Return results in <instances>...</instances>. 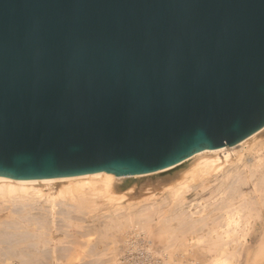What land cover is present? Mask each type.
Segmentation results:
<instances>
[{
    "label": "water",
    "instance_id": "95a60500",
    "mask_svg": "<svg viewBox=\"0 0 264 264\" xmlns=\"http://www.w3.org/2000/svg\"><path fill=\"white\" fill-rule=\"evenodd\" d=\"M264 126V0H0V175L140 174Z\"/></svg>",
    "mask_w": 264,
    "mask_h": 264
},
{
    "label": "bare ground",
    "instance_id": "6f19581e",
    "mask_svg": "<svg viewBox=\"0 0 264 264\" xmlns=\"http://www.w3.org/2000/svg\"><path fill=\"white\" fill-rule=\"evenodd\" d=\"M0 264H264V126L146 173L0 175Z\"/></svg>",
    "mask_w": 264,
    "mask_h": 264
},
{
    "label": "rangeland",
    "instance_id": "374dc122",
    "mask_svg": "<svg viewBox=\"0 0 264 264\" xmlns=\"http://www.w3.org/2000/svg\"><path fill=\"white\" fill-rule=\"evenodd\" d=\"M166 173H167V172L161 173V175H164V174H166ZM86 219H88V217H86ZM87 221H88V223L90 222V224H91V221H89V220H87ZM87 221L84 222V225L87 223ZM97 221H98V222H97ZM97 221L95 222V224H93V225H94L93 230H94V229L97 230V228L100 227V225H101V226L104 225V223H103L104 221H103V218H102V217H100L99 220H97ZM98 223H99L100 225H99ZM102 223H103V225H102ZM97 224H98V225H97ZM86 225H87V224H86ZM96 225H97L98 227H97ZM101 228H102V227H101ZM260 230H261V229L259 228L258 231H260ZM106 232H109V231H106ZM103 233H104V232H103ZM94 234H95V232H94ZM106 234H107L106 236H109L108 233H106ZM96 235H97V236H96V237L94 236L93 239H95V240L97 239V240H98V239H99V238H98V235H100V234L98 233V234H96ZM103 235H105V234H103ZM103 239H104V238H103ZM106 239H107V238H106ZM95 240H94V241H95ZM107 240H108V239H107ZM107 240H104V241H107ZM255 240H256V238H255ZM249 242L251 243L252 241L250 240ZM105 243H106V242H105ZM251 244H252V243H251ZM140 257H142V256H140Z\"/></svg>",
    "mask_w": 264,
    "mask_h": 264
}]
</instances>
